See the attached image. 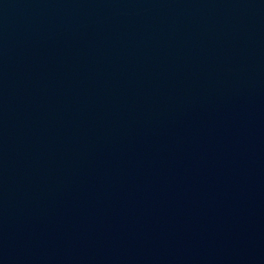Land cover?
<instances>
[{
	"label": "water",
	"instance_id": "1",
	"mask_svg": "<svg viewBox=\"0 0 264 264\" xmlns=\"http://www.w3.org/2000/svg\"><path fill=\"white\" fill-rule=\"evenodd\" d=\"M0 264H264V0H0Z\"/></svg>",
	"mask_w": 264,
	"mask_h": 264
}]
</instances>
